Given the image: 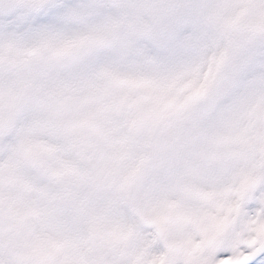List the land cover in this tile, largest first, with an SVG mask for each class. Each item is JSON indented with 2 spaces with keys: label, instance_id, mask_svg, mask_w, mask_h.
I'll list each match as a JSON object with an SVG mask.
<instances>
[{
  "label": "rangeland",
  "instance_id": "obj_1",
  "mask_svg": "<svg viewBox=\"0 0 264 264\" xmlns=\"http://www.w3.org/2000/svg\"><path fill=\"white\" fill-rule=\"evenodd\" d=\"M184 3L0 0V264H202L237 189L264 183L260 54L251 96L196 116L224 55L183 77Z\"/></svg>",
  "mask_w": 264,
  "mask_h": 264
},
{
  "label": "clouds",
  "instance_id": "obj_2",
  "mask_svg": "<svg viewBox=\"0 0 264 264\" xmlns=\"http://www.w3.org/2000/svg\"><path fill=\"white\" fill-rule=\"evenodd\" d=\"M179 12L188 22L186 34L181 36L185 42L184 78L197 68L202 70L209 53L224 55L216 67L215 82L198 97V105L203 109L215 107L219 112L226 101L242 94L251 96L257 85L249 80L252 73L243 69L256 53L264 65V0H242L227 11L215 0H185ZM259 88L264 90V81ZM260 111L264 113V107Z\"/></svg>",
  "mask_w": 264,
  "mask_h": 264
},
{
  "label": "snow or ice",
  "instance_id": "obj_3",
  "mask_svg": "<svg viewBox=\"0 0 264 264\" xmlns=\"http://www.w3.org/2000/svg\"><path fill=\"white\" fill-rule=\"evenodd\" d=\"M213 72L210 65L204 81H192L193 95H198L207 86ZM255 181L246 182L236 191V201L229 210L215 219L225 226L215 245L206 252L202 264H264V183L253 187ZM185 264H196L193 253H186ZM151 264H162V258Z\"/></svg>",
  "mask_w": 264,
  "mask_h": 264
},
{
  "label": "water",
  "instance_id": "obj_4",
  "mask_svg": "<svg viewBox=\"0 0 264 264\" xmlns=\"http://www.w3.org/2000/svg\"><path fill=\"white\" fill-rule=\"evenodd\" d=\"M213 108H208V109H203L202 108V112H203V114L204 115H206V114H208V112L210 111V110H212Z\"/></svg>",
  "mask_w": 264,
  "mask_h": 264
}]
</instances>
